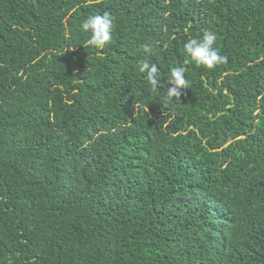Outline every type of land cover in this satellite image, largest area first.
Returning a JSON list of instances; mask_svg holds the SVG:
<instances>
[{"label":"trees","instance_id":"16d2710c","mask_svg":"<svg viewBox=\"0 0 264 264\" xmlns=\"http://www.w3.org/2000/svg\"><path fill=\"white\" fill-rule=\"evenodd\" d=\"M0 264H264V0H0Z\"/></svg>","mask_w":264,"mask_h":264},{"label":"clouds","instance_id":"9594fccd","mask_svg":"<svg viewBox=\"0 0 264 264\" xmlns=\"http://www.w3.org/2000/svg\"><path fill=\"white\" fill-rule=\"evenodd\" d=\"M114 28V17L109 12L101 14L89 15L83 20L81 30L90 33L89 45L103 48L112 40V30ZM216 36L213 32H206L202 38H191L184 44V50L189 59L185 60V64L194 62L196 66H203L207 69H214L217 65L227 62V57L220 54L219 50L214 47ZM149 49L146 47L145 51ZM139 73L146 74V80L153 92L160 90L161 79L159 78V69L155 63L148 60H140L137 64ZM170 87L166 90L169 99L180 100L184 95V90L188 89L189 81L185 78L184 67H174L171 69L170 76L167 80ZM117 129L112 128L111 132L116 133ZM105 131L101 129L97 132V136L105 135ZM234 247V242L231 245Z\"/></svg>","mask_w":264,"mask_h":264}]
</instances>
